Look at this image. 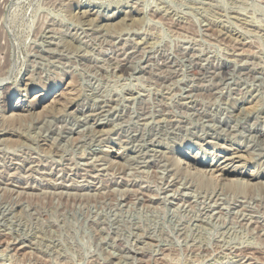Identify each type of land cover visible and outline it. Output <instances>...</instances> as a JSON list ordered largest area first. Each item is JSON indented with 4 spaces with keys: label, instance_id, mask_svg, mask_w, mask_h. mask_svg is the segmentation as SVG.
Here are the masks:
<instances>
[{
    "label": "rangeland",
    "instance_id": "obj_1",
    "mask_svg": "<svg viewBox=\"0 0 264 264\" xmlns=\"http://www.w3.org/2000/svg\"><path fill=\"white\" fill-rule=\"evenodd\" d=\"M0 264H264V0H0Z\"/></svg>",
    "mask_w": 264,
    "mask_h": 264
},
{
    "label": "bare ground",
    "instance_id": "obj_2",
    "mask_svg": "<svg viewBox=\"0 0 264 264\" xmlns=\"http://www.w3.org/2000/svg\"><path fill=\"white\" fill-rule=\"evenodd\" d=\"M77 6V5H76ZM78 10H79V13L81 14V13H83V14H89V11L88 12H86V11H84V12H82V8H78ZM85 10V9H84ZM88 10V9H87ZM78 13V12H77ZM76 13V14H77ZM91 13V12H90ZM75 14V15H76ZM80 14H78L79 16H80ZM82 14V15H83ZM78 15H76V16H78ZM86 15V16H87ZM132 15V14H131ZM84 16V15H83ZM82 16V17H83ZM130 16V15H129ZM88 17V16H87ZM100 18V17H99ZM87 21H88V19H87ZM101 26V25H100ZM124 64V63H123ZM128 66V65H127ZM127 66H123L121 69L124 71V72H127L129 69H128V67ZM131 68V67H130ZM129 72V71H128ZM123 73V72H122ZM45 89V88H44ZM55 90V89H54ZM37 91V90H36ZM47 91V90H46ZM61 91V90H60ZM28 92V91H27ZM63 92V91H62ZM40 93V92H39ZM60 92H58V94L57 93H53L54 95H52L51 97H50V94H45V95H41V94H38L36 97H35V102H32V104H31V102H28V100H23V99H20L18 102H16L15 103V105H16V107H17V109H19V111H21V112H26V111H29L28 110V107H29V109L30 110H33V108L35 107V106H38L39 104H42V103H44V102H47V101H51L52 99V104L53 105H55L56 106V108H57V106H59V105H62L63 104V102L64 103H66L64 100L66 99V96L64 97V92L63 93H61V94H59ZM37 94V93H36ZM57 94V95H56ZM66 94V93H65ZM33 95V94H32ZM25 96V95H24ZM27 96H29V95H27ZM27 96L25 97V99L27 98ZM30 97V96H29ZM28 97V98H29ZM67 98H69L70 99V97H67ZM31 100V99H30ZM72 100V99H71ZM34 101V100H33ZM8 102V101H7ZM11 103L12 102H10L9 103V107H11ZM49 103V102H48ZM69 103H71V102H69ZM50 105V104H49ZM52 105V106H53ZM64 105V104H63ZM51 106V107H52ZM65 106H67L66 104H65ZM42 107V106H41ZM48 107L49 106H47V107H44V105H43V108H47L48 109ZM64 107V106H63ZM54 108V107H53ZM60 108H62L61 106H60ZM63 109V108H62ZM67 109V108H66ZM65 109V110H66ZM14 110V109H13ZM49 110H51V109H49ZM57 110V109H56ZM65 110H63V111H65ZM33 111H31L30 113H32ZM50 112V111H49ZM54 112H55V110H54ZM18 114V113H17ZM20 114H23V113H20ZM16 115V114H15ZM20 116V115H19ZM13 118H14V115L12 116ZM16 117H17V115H16ZM15 117V118H16ZM21 117V116H20ZM20 117H19V119H20ZM22 117H23V115H22ZM9 118H10V116H9ZM14 131V130H13ZM227 149V148H226ZM241 151V150H240ZM239 153V152H238ZM234 154V153H233ZM241 155V154H240ZM193 157H195V156H193ZM238 158V157H237ZM225 160V159H224ZM223 162V161H222ZM186 164V163H185ZM227 164V163H226ZM232 164V163H231ZM192 165V164H191ZM229 165V164H228ZM188 166V165H187ZM193 166V165H192ZM227 166V165H226ZM197 167V166H196ZM189 168H190V163H189ZM215 168H216V166H215ZM221 168V167H220ZM219 168V169H220ZM228 168V167H227ZM235 168V167H234ZM191 169H192V167H191ZM194 169V168H193ZM200 169V168H199ZM199 169H198V171H199ZM217 169V170H216ZM216 169H211L210 171H207L208 169H206V171L204 172V173H212V172H214L213 170H216V171H218L219 169L218 168H216ZM233 169V168H232ZM191 171V170H190ZM194 171H196V169L194 170ZM198 171H196L197 172V174H198ZM221 171H227L225 168L224 169H222ZM228 171H230V170H228ZM192 173V172H191ZM215 174V173H214ZM257 174V173H256ZM208 174H206V176H207ZM201 176H203L204 177V175H201ZM205 176V177H206ZM210 176H212V175H210ZM222 176V175H221ZM258 176V175H257ZM209 177V176H208ZM214 177H215V175H214ZM255 177V176H254ZM212 178H213V176H212ZM216 178V177H215ZM222 178V177H221ZM253 178V177H252ZM223 179V178H222ZM228 178H226V180H227ZM230 179V178H229ZM242 179V178H241ZM245 179V178H244ZM233 180V179H232ZM237 180V179H236ZM239 180V179H238ZM246 180V179H245ZM228 182H229V180H228ZM242 182V181H241ZM245 182V181H244ZM257 182V181H256ZM262 182V181H261ZM225 183H227V182H225ZM263 185V184H262Z\"/></svg>",
    "mask_w": 264,
    "mask_h": 264
}]
</instances>
